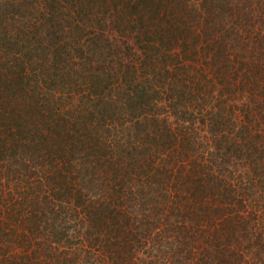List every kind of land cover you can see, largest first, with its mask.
I'll return each instance as SVG.
<instances>
[{
	"label": "trees",
	"instance_id": "trees-1",
	"mask_svg": "<svg viewBox=\"0 0 264 264\" xmlns=\"http://www.w3.org/2000/svg\"><path fill=\"white\" fill-rule=\"evenodd\" d=\"M0 264H264V0H0Z\"/></svg>",
	"mask_w": 264,
	"mask_h": 264
}]
</instances>
